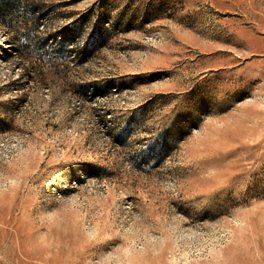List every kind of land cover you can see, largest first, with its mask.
I'll list each match as a JSON object with an SVG mask.
<instances>
[{"label": "rangeland", "instance_id": "rangeland-1", "mask_svg": "<svg viewBox=\"0 0 264 264\" xmlns=\"http://www.w3.org/2000/svg\"><path fill=\"white\" fill-rule=\"evenodd\" d=\"M20 1L0 264H264V0Z\"/></svg>", "mask_w": 264, "mask_h": 264}, {"label": "trees", "instance_id": "trees-1", "mask_svg": "<svg viewBox=\"0 0 264 264\" xmlns=\"http://www.w3.org/2000/svg\"><path fill=\"white\" fill-rule=\"evenodd\" d=\"M35 8H30V7H25L23 3L20 0H0V22L3 24L7 25L9 24L10 20L13 19L14 17L17 16V14H20L21 11L30 13L33 18L31 19L32 21V27L30 28L31 31H36L37 28L40 26V15H36L34 12ZM9 26V25H7ZM79 35L78 30H74L69 32L68 34H63L62 38L69 39V40H75L77 36ZM24 36H28L27 33H25ZM18 48L20 47V41L19 38L17 37L14 41V43ZM66 45V42L59 41L56 44V49L61 51L63 46Z\"/></svg>", "mask_w": 264, "mask_h": 264}, {"label": "snow or ice", "instance_id": "snow-or-ice-1", "mask_svg": "<svg viewBox=\"0 0 264 264\" xmlns=\"http://www.w3.org/2000/svg\"><path fill=\"white\" fill-rule=\"evenodd\" d=\"M244 78L241 77V82H243ZM260 83V81L258 80H252L250 81V84L248 86H245V87H242L239 91L241 92V96H240V99H244L247 95H250V91L248 90L249 87H254L256 84ZM115 245L112 244V245H108L106 246V248L104 250H107V248H110V247H114Z\"/></svg>", "mask_w": 264, "mask_h": 264}]
</instances>
